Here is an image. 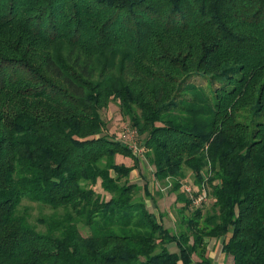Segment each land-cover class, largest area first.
<instances>
[{
    "label": "trees",
    "instance_id": "1",
    "mask_svg": "<svg viewBox=\"0 0 264 264\" xmlns=\"http://www.w3.org/2000/svg\"><path fill=\"white\" fill-rule=\"evenodd\" d=\"M219 238L264 264V0H0V264H209Z\"/></svg>",
    "mask_w": 264,
    "mask_h": 264
},
{
    "label": "rangeland",
    "instance_id": "2",
    "mask_svg": "<svg viewBox=\"0 0 264 264\" xmlns=\"http://www.w3.org/2000/svg\"><path fill=\"white\" fill-rule=\"evenodd\" d=\"M190 82L195 84L198 87H203V88H206V85H207V81L205 79L199 78V77L191 78ZM102 116H103L104 120L107 123V129H108V132L110 134H113L114 136H118V133L120 131L121 133H119V137L123 141H125L130 147H132V148L136 147L137 149H139L137 147V144H138L139 141L136 142L135 141L136 137L133 135V133L131 134V133H129L127 131L128 125L126 124L125 121H122V118L119 115L118 108L115 105V103H110L108 108L102 111ZM239 120L241 122H243V123L248 124L251 127H253L254 122L261 121V119L255 118L251 113L242 114V116L239 118ZM136 157H137V159L144 160V153H139L138 152ZM118 160L119 161L120 160L123 161L128 166H130L132 164V160L131 159L118 157ZM141 167H146L147 168L148 165L146 166V162L143 161ZM142 169H144V168H141L139 171H141ZM136 171L137 170H134V172L131 173L130 180L132 182H135V181H133V179L138 177V174L135 173ZM186 182H187V185H186L187 188L193 182V178L190 175V173H188V175H187ZM138 186H140V188H141L142 184L139 183ZM155 187H156L155 186V182L153 180V185H152L150 191H151V196L153 198H155L156 203L158 204V208L155 207V209H157L156 213L159 214V213L162 212L165 215H168V213H169V215L172 216L173 213H174V211L172 210L173 196L172 197L168 196V195L165 196V192H166L165 189L166 188L163 185H161V186L158 187V189L162 190L161 193L164 194V195H163V197L159 198V196L157 195V193L155 191L156 190ZM135 198H137V199L140 198V199L144 200L146 202V205L149 207V209L154 210L153 205L151 203L152 200L146 198V196L144 195V192L142 191V188L140 189V191H138L136 193ZM22 206H28L29 207V209H30L29 210L30 221L33 222V223H35L37 218H39V217H41L43 215H49L51 213V211L49 209H40L36 204L30 203V202H27V201L23 202ZM170 220L171 219L168 217V221L166 220V222H165L167 227H169V225H170L169 224L171 222ZM40 228H43V227H40Z\"/></svg>",
    "mask_w": 264,
    "mask_h": 264
},
{
    "label": "crops",
    "instance_id": "3",
    "mask_svg": "<svg viewBox=\"0 0 264 264\" xmlns=\"http://www.w3.org/2000/svg\"><path fill=\"white\" fill-rule=\"evenodd\" d=\"M148 164H146L147 166ZM144 169H142L141 171L137 170L135 173L138 174V177L134 178L133 181H135V183H137V185L139 183L142 184V187H146L147 191L149 193H151V187L153 185V168L152 166L148 165V167H142ZM134 172V170L132 171ZM135 176V175H134ZM138 180V181H137ZM137 181V182H136ZM156 210L154 208L153 212L155 214ZM158 215V214H157ZM168 217L171 219L170 221V225L169 227L166 226V220L168 221ZM162 222L165 226V228L169 229V230H173L174 229V222H173V216L169 215H165L164 218L162 219ZM225 240V238H219V239H208L206 241L207 243V258L209 259V264H232V258L228 255H226L225 253H223L222 251V243ZM194 260V264H198L197 262L199 261V259L194 256L193 257Z\"/></svg>",
    "mask_w": 264,
    "mask_h": 264
},
{
    "label": "built area",
    "instance_id": "4",
    "mask_svg": "<svg viewBox=\"0 0 264 264\" xmlns=\"http://www.w3.org/2000/svg\"><path fill=\"white\" fill-rule=\"evenodd\" d=\"M131 149H132V151H133V153L135 154V155H137V153L139 152V153H142L143 152V150L142 149H137L136 147H130ZM186 190H187V192H189V188H186ZM205 197H206V195L203 193L202 195H200L199 197H197L196 199H195V201H194V204L195 205H199V204H201L202 202H204L205 201Z\"/></svg>",
    "mask_w": 264,
    "mask_h": 264
}]
</instances>
